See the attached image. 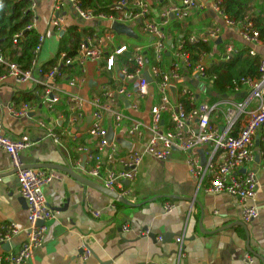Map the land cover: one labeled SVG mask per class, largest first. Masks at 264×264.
Segmentation results:
<instances>
[{
  "label": "crops",
  "instance_id": "0c3cea01",
  "mask_svg": "<svg viewBox=\"0 0 264 264\" xmlns=\"http://www.w3.org/2000/svg\"><path fill=\"white\" fill-rule=\"evenodd\" d=\"M147 1L152 16L159 21L162 20L165 9L179 6L182 2ZM199 1L201 8L195 10L188 18H172L171 22L163 27L168 43L176 44L185 36H195L213 43L212 53L202 57L206 68L218 63L229 47L238 51L249 48L237 28L229 27L217 13L215 5L219 0ZM251 3L260 5V0H252ZM34 4L32 11L36 18L35 30L46 37L38 60V68H41L57 57L61 32L50 26L55 0H34ZM60 15L65 29L72 25L96 29V38L93 37V40L100 45L105 56L122 45H128L132 49L142 46L148 50L154 41L153 37L141 32V24L138 22L128 25L136 34L135 38L120 35L122 40L117 42L116 33L108 28V22L105 20L85 22L69 4H65ZM106 28L109 30L106 31ZM216 30L218 33L214 35ZM110 33L114 35L111 41L106 39V35ZM123 38L134 39L136 42L130 45ZM257 55L264 61V45L257 48ZM165 57L169 58L172 70V57L169 54ZM99 67V63L87 61L73 72L54 77V93L60 98L57 104L49 105L37 97V102H29L31 109L27 117L20 119H16L6 109L0 110V133L14 140H24L32 144L21 156L23 165H66V162L72 165L73 160L75 162L79 157L83 159L82 165L85 168L89 165V157L97 154V141L88 135L92 120L91 102L100 95V87L111 79L100 73ZM160 67L165 71L166 62L163 64L162 61ZM115 70L118 83L121 84L123 78L120 77L122 71L118 63ZM73 78H83L85 83L78 88H71L69 83ZM180 79L199 100L218 104V108L212 113L211 126L220 132L226 130L227 114L233 110L235 103L246 102L248 110L257 107L258 101L252 99L251 89L247 86L219 95L202 80L208 85L204 95L200 88L196 87L201 81L196 79V76H191L188 71L183 70ZM158 81L157 78L151 79L149 96L140 102V112H126L145 125L144 144L151 138V109L160 97ZM20 91L45 93L44 87L37 89L30 83L17 86L9 79L0 87V101L5 108L15 101ZM69 93L79 96L84 102V118L73 127L68 118ZM175 95L176 91L172 93V97ZM245 120L246 118L242 123ZM41 123L45 124V127H42ZM105 125L109 136L115 134V141L120 142L122 148L128 149L127 144L123 142H129L130 147L133 145L135 150L142 148L143 144H138L128 137V121L120 128H115L114 116L108 114ZM237 129L238 127L236 131ZM50 132L59 137L58 144L49 135ZM74 135L78 138L73 139ZM79 147L84 151L79 153ZM256 148H261L260 142H257ZM74 153L80 154L76 160ZM121 153L129 156L127 150L122 149ZM13 167V160L0 149V173L8 172ZM105 167L112 172L121 169L117 166ZM249 169L257 172L259 177L258 195L252 201V205L259 210V217L251 222L244 221V205L238 198L226 193L208 194L205 189L209 186V180L206 179L200 184L191 174L186 155L178 150H174L170 157L163 161L150 156L144 157L136 179L126 185L131 190L129 200L126 199L127 204L114 201L81 184L70 175L56 170L63 173V180L44 188L48 204L55 212V218L47 222L46 243L35 253L32 264H249V258H253V264H264V168L261 160L256 159ZM19 188L17 175L0 178V229L17 224L24 230L13 239V252L18 251L24 243L28 225V206L20 195ZM168 202L176 204V209L169 214L164 209ZM92 209L101 211L102 216H92ZM126 224L130 226L129 232L123 230ZM82 245L92 253L87 262L80 259ZM7 251L5 246H0V255Z\"/></svg>",
  "mask_w": 264,
  "mask_h": 264
},
{
  "label": "built area",
  "instance_id": "2783aa9c",
  "mask_svg": "<svg viewBox=\"0 0 264 264\" xmlns=\"http://www.w3.org/2000/svg\"><path fill=\"white\" fill-rule=\"evenodd\" d=\"M221 3L222 0H219L215 5L217 13L229 27L237 28L242 40L248 44L250 54L257 55V48L263 46L264 43L260 40L259 32L254 28L252 21L249 18L241 21L232 20L221 8ZM65 4L71 5L81 20L92 22L96 19H102L108 22L109 29L115 22L128 26L132 23L137 24L140 20L141 32L154 39L151 48L155 52V61L159 64L149 69L145 48L136 46L132 50L137 68L133 73H129L127 70L122 71L120 77L124 78L119 84L115 73L117 60L119 56L129 51V46L122 45L115 48L110 55L105 56L100 45L94 42L93 37L86 38L81 47L80 56L77 58L78 64L81 67L87 61H95L100 64L99 72L111 79L100 87V95L91 102L92 120L88 135L97 141V154L89 157V165L86 168L82 167L83 159L81 157L75 162L73 160L72 167L74 170L82 171L81 174L86 178L94 180L128 199L131 190L126 187V182L131 183L136 179L145 156L163 161L168 159L174 150H178L186 155L191 174L199 180L200 184L206 179L209 180V186L205 189L208 194L226 193L238 198L244 205V221L251 222L257 219L259 210L254 204L252 205V201L258 195L259 177L257 172L249 169V167L259 158L264 168V61L262 60L260 68L263 72L261 79L242 80L243 86L251 89L252 99L258 101L257 107L248 110L246 102L235 103L233 110L227 114L228 125L226 130L220 132L211 126L212 113L218 108V104L213 105L207 101H201L189 87L182 85L179 88L173 83V80L180 79V73L187 69L192 70L193 76H198L200 80L205 81L206 67L202 60L193 67L189 61V56L183 52V42L180 40L176 44L171 43L169 45L163 29L171 22L172 18L176 20L186 19L195 10L201 8L199 0H182L179 6L165 9L161 21L152 16L147 0H122L118 2L117 7L123 11L118 17L96 16L92 11L81 9L78 0H55L50 26L57 32L65 31L60 15ZM34 8L35 4L31 9L34 10ZM35 28L36 18L34 16L33 23L27 27V30ZM217 33L218 30L213 34L217 35ZM113 36V33L107 34L106 39L111 41ZM23 37L22 32L16 34L14 42H21ZM45 40V35L40 34L39 43L34 50V60L29 70H23L18 64L10 62L0 54V65L7 68V73L0 75V87L9 79H12L17 86L30 83L37 89L44 87L45 93L41 94L37 91L36 95L43 102L53 105L60 100L59 96L54 93L53 85L58 69L56 67L42 77V70L38 68V60ZM198 40L201 39L195 36L189 37V41L192 43ZM237 51V49L229 47L222 59L229 60ZM166 53L173 60L170 72H165L160 67ZM75 62L76 60L69 59L66 60L65 65L70 66ZM146 73L151 79L157 78L159 80L160 97L151 109V138L144 144L145 125L137 118L127 115L126 112H140V102L149 96L150 82L145 77ZM84 83L85 79L83 78H73L70 80L69 86L78 88ZM173 87L176 91L174 98L171 93ZM178 92L190 96L194 107L189 112L181 103L176 102ZM127 102L130 103L129 107L126 105ZM67 104L70 114L69 123L73 127L84 118V102L79 96L69 93L67 94ZM4 109L16 119H20L27 117L31 106L29 103L18 105L12 102L5 108L0 101V110ZM108 114H113L115 128H120L124 122L128 121L130 123V128L127 131L128 137L138 144H143L142 148L135 150L133 145H131V150L122 148L120 142L115 141V134L110 140L105 125ZM244 118L246 120L242 123ZM240 123L242 124L240 125ZM40 125L45 127L43 123ZM49 135L55 143L60 142L59 137L55 134L50 132ZM77 138V135L73 136V139ZM257 142L261 144L259 150L256 148ZM31 147L32 144L27 141L14 140L0 133V149L10 156L16 168L23 165L21 156ZM122 149L127 150L129 156H124L121 153ZM77 151L81 153L84 150L79 147ZM105 166H117L121 169L112 172L108 171ZM17 177L20 185L19 193L26 200L28 206L26 238L21 248L13 252L12 241L24 230H21L17 224L1 228L0 246L9 244L11 249L0 255V264H32L35 253L43 248L46 243L48 231L46 224L55 218V212L48 204L44 188L63 180L64 175L56 170L29 169L20 171ZM164 209L166 213H172L176 209V204L168 202L164 205ZM91 214L96 218L102 216L101 211L94 209L91 210ZM123 230L129 232L130 226L124 225ZM179 253L182 254L180 250ZM182 255L180 256L183 257ZM91 256V251L82 245L80 259L87 262ZM253 263V258H249V264Z\"/></svg>",
  "mask_w": 264,
  "mask_h": 264
},
{
  "label": "trees",
  "instance_id": "16d2710c",
  "mask_svg": "<svg viewBox=\"0 0 264 264\" xmlns=\"http://www.w3.org/2000/svg\"><path fill=\"white\" fill-rule=\"evenodd\" d=\"M78 1L81 9L92 11L96 16L118 17L123 12L117 7V3L122 0ZM251 1L222 0L221 8L232 20L241 21L249 18L254 28L259 32L260 40L264 43V3L258 5L252 4ZM33 4L34 0H0V54L10 62L18 64L23 70L31 68L34 60V50L39 43L40 34L35 29L27 30V27L34 20V12L31 9ZM105 30L108 31L109 29L106 28ZM21 32L24 35L22 41L15 43L14 36ZM87 37L96 38V29L92 27L82 28L78 25L68 26L60 37L57 57L41 66V76L44 77L56 67L58 73L55 78L80 68L77 58L80 56L81 47ZM189 37L185 36L181 41L183 42V52L189 56V61L194 67L202 60L204 55L212 53L214 44L203 40L192 43L189 41ZM146 55L148 68L159 65L155 61V52L152 48L146 50ZM69 59L76 60V62L67 66L65 62ZM117 63L121 71L135 72L137 66L132 48L127 53L119 56ZM261 63L262 58L259 55H251L249 48L239 50L229 60L220 59L218 63L206 68L205 82L219 95L230 93L243 87L242 80L261 79L263 76L260 69ZM186 71L193 76L192 70L187 69ZM5 73H7V68L0 65V75ZM37 97L33 91H20L14 102L17 104L37 102ZM176 102L181 103L188 112L194 107L190 96L179 94V92L177 93ZM78 157L79 155L74 153V159L76 160Z\"/></svg>",
  "mask_w": 264,
  "mask_h": 264
},
{
  "label": "water",
  "instance_id": "95a60500",
  "mask_svg": "<svg viewBox=\"0 0 264 264\" xmlns=\"http://www.w3.org/2000/svg\"><path fill=\"white\" fill-rule=\"evenodd\" d=\"M263 3H264V0H260V5H262ZM138 23H141V21L139 20ZM111 30L118 35H126V36L131 37V38L136 37V34L134 33V31L131 27H129L125 24L118 23V22H115L111 25ZM62 34H64V31L61 32V36H62ZM171 43L172 42H169V45H171ZM145 77L148 79L149 82H151V78H150L149 74L146 73ZM122 78H124V77H122ZM196 79H199V77L196 76ZM171 90H172V93L174 94L175 88L173 87ZM127 105L130 106V103L127 102ZM112 137H113V135L109 136L110 140H112ZM123 143L127 144V148L131 150L132 146L130 147L129 143H127V142H123ZM86 159H87V156L85 157V160ZM82 167L84 168L83 165H82ZM42 168L59 170L65 174L70 175L72 178H74L75 180H77L81 184H84V185H86L90 188H93V189L99 191L100 193L108 196L109 198L113 199L114 201H117V202H120L123 204L128 203L127 200L124 197H122L119 193L106 188L105 186H103L102 184H100L94 180L86 178L80 172L74 170L72 165L68 162H66V165L43 164V163L24 164L20 168L13 167L8 172L0 173V178H5L7 176L10 177V176L17 175L20 171H23V170L42 169ZM129 184H130V182H126V185H129ZM25 202H26V200H25ZM39 224H42V223H39ZM4 246L8 251H10L11 248H10L9 244H5Z\"/></svg>",
  "mask_w": 264,
  "mask_h": 264
},
{
  "label": "rangeland",
  "instance_id": "374dc122",
  "mask_svg": "<svg viewBox=\"0 0 264 264\" xmlns=\"http://www.w3.org/2000/svg\"><path fill=\"white\" fill-rule=\"evenodd\" d=\"M168 36H170L169 35V33H168ZM116 40H117V42H120V40H122V38L120 37V35H118V34H116ZM123 40L124 41H126L128 44H134L135 42H136V40H134V39H126V38H123ZM166 62V64H167V68H164V70L166 71V72H170V70H171V67L169 66V62H170V60H169V58L168 57H164V60H163V64ZM173 83L174 84H176V85H178V87L180 88L182 85H184V83L182 82V80L180 79H174L173 80ZM197 88H200V90L203 92V94L205 95V93H206V91H207V88H208V85L204 82V81H199V83L197 84V86H196ZM210 101V100H209ZM208 102V101H207Z\"/></svg>",
  "mask_w": 264,
  "mask_h": 264
}]
</instances>
